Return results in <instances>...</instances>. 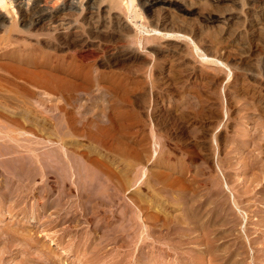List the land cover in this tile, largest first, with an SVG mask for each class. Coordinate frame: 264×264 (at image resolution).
Wrapping results in <instances>:
<instances>
[{
	"label": "rangeland",
	"instance_id": "374dc122",
	"mask_svg": "<svg viewBox=\"0 0 264 264\" xmlns=\"http://www.w3.org/2000/svg\"><path fill=\"white\" fill-rule=\"evenodd\" d=\"M209 5V1L204 0L199 4V10L205 13L207 8L209 10L212 9L211 5L208 7ZM138 6V11H141L138 12V14L142 15L141 17L145 15L143 17L145 19L146 12H143L144 9L140 4H138ZM140 8L142 9L139 10ZM141 17L140 19L138 17V30L140 33L143 28L142 24H145L146 21H141ZM204 27L202 28L203 30L197 34V37H190L191 39L188 38V36H181V38L173 37L174 40L171 41L172 43L173 41H179V45L181 44L180 46L184 52L181 50L182 52L179 58L181 59V56H183V60L179 59L176 61L175 59L174 61H166L164 63L166 69L162 70V61H155L156 57L153 50L148 48L151 42L147 43L145 39H142V45L139 43L138 50V67L141 69L143 68L141 70L142 72L140 71L138 76L130 79L120 80L113 78L109 80V82L103 83L104 86H106L104 90H107L106 88L110 85L121 86L122 88L119 90L120 94L124 96V98L126 97L127 100L124 99V101L127 102L126 109L124 110H127L126 112L128 113L135 111L138 116L140 115L139 117L146 121L144 129L139 126L140 123H138L137 126L129 131V135L135 136L136 142L135 144H129L130 142L127 144L130 152L127 159L128 161L117 162L118 165H116L117 163L108 164L109 162L106 161L104 162L105 164L102 163V165H107L110 168L101 165L105 168L103 169L105 172L108 171V168L111 169V172H116L117 175H120L121 177L119 178L122 179L121 181L123 182L122 183L118 179L117 175L115 176L117 177L116 179H118L115 180L118 181V183L121 182V186H123V189L121 188L120 190V193L122 192L120 194L122 197L120 198L122 199H117L116 203L113 201V206L111 204L109 205L110 207L107 205L109 209L114 208L113 210H115V207L119 208V216L121 218L124 217L122 220L118 216L116 217L119 219L115 217L113 219V214H109V218L114 220L111 219V223L113 222L112 224H114V226L116 225L115 227H119V224H122V226L119 227L120 235L116 237L113 232H110L112 231L111 229L109 230L110 237L107 236L106 239L103 238V240L102 233L95 232L93 239L94 243H91V241L88 242V245H91V250L86 253L81 244L83 243V238L86 236L85 233L91 232L95 227L92 218L89 219L88 223H83L78 227V235L75 238L76 244H74L75 240L72 241L69 235L63 234V230H60L61 227H54L49 229L50 231H44V227H42L41 224V226H39V224L32 223L30 220V216L32 215L31 212H37L39 209L42 202V190L44 188V183L41 182V180H43L42 172L36 169V173L33 171L26 181L28 186H26V201L28 202L25 201L23 205L15 207L13 206L15 204L13 200L7 203V207H5V210L12 213V216H10V214L8 217H5L2 213L0 214V220L2 221L0 222V227L2 225L12 226L10 228V233L14 234L11 235V239H14L16 234L17 238H21H15L14 244L11 245V249L9 248L7 253L3 256L0 255V259H2L0 264H47L49 260L46 258V254L49 255V248H45L43 244H46V242L50 243L53 238H57V240L60 238L64 243L67 242V244H71L68 248L56 245L58 256L55 261H53L54 264H264V260L258 261L253 258L254 250H258L257 252H261L260 250H262L264 253V46L259 44L257 40H253L250 41L248 48H245L243 51L242 48L240 49V47L229 43L228 40L220 34L216 26ZM143 41H145V44ZM108 43L109 42L102 43L104 47L103 52L95 57L90 64L100 71L108 70L107 72L111 73L110 69H101L96 65L98 61L102 62L100 59L104 58L101 56L105 53L110 54L115 51L114 47ZM178 43L174 42L173 44ZM154 64H156V66H153ZM177 70L179 71L177 72ZM155 77L160 78V84L157 87L152 85V81ZM2 83L7 86H12V83L7 81H3ZM42 90L46 89L43 87ZM140 93L150 95V98L148 96L150 100H147L148 103L145 104L144 108L138 107L136 103L138 94ZM51 94V96H29L31 100L28 98L26 104L34 114H27L28 116L25 115L23 116L24 118L22 117V112L12 107L18 104L16 100H12V102L11 100L9 101V103L11 102L12 104V106L11 104L8 106L10 108H0V139H3L2 141L0 140L2 144L0 150L6 149L5 147L9 148L10 145H12L11 148H13L14 145L15 147L12 151L16 150V152L12 154L13 157L16 156L17 159H20V156H23L27 159V161L25 160L26 163L28 161L36 163L38 161L35 166L40 168L39 160H42L40 156L45 157L44 154L48 151V146H59L57 144L60 143L56 135L58 123L57 114L59 112L56 104H59L60 99L54 91H52ZM128 101H131L130 103L132 104ZM28 102L31 103L28 104ZM14 111H16V113ZM21 117L25 119V121L22 120ZM26 117H28V120ZM23 121L26 124H24ZM33 121H36L38 125H36V122L32 123ZM33 126L35 128L37 127L36 130ZM14 127H16V129ZM5 131H7V133H3ZM26 132L28 133L26 134ZM53 132L55 136L52 134ZM1 134H3L4 138L7 136L5 134H11L10 136H12L13 139L7 136L6 140V138H2ZM145 135L148 137V141L149 139L151 141L147 149L149 154L152 153L153 157L146 158V160H143V158L139 160L138 137H143ZM4 142H7L8 146H5L6 144ZM30 142L32 143L29 144ZM82 143L83 145L90 144L89 141H83ZM36 144H39L37 145L38 147ZM24 145L27 146V149ZM11 148L6 150H10ZM102 149L108 151V148ZM131 150L135 152L131 154ZM82 151L85 152L83 148ZM160 153L161 155L159 156ZM32 158H34V161ZM10 161L11 160H3L2 162L5 166L1 163L4 167L2 168L1 166L0 169H9V167L12 166ZM33 163H30V166L34 165ZM112 164L117 171L113 166H110ZM122 165L124 167H121ZM7 166L9 167L7 168ZM94 166L96 167V171L97 165H93V168H95ZM37 170L40 172L38 175ZM34 174H36V177L33 176ZM32 176L35 177V180ZM15 177L16 176H13L14 190L16 191L13 193V198H17L18 195V182L15 183L17 180ZM31 177L33 180H30ZM126 178L130 181L128 182ZM148 178L150 180L149 182ZM149 183L151 184L150 188L155 189L157 186V190L155 189V191H158L160 196H164L162 200H164L166 207L168 206L166 208V214L169 213L168 218L165 217L163 211L160 212V207L155 204H151L150 207V203L144 199L147 197L152 198L151 194L154 192L151 189V193L150 188L146 187L150 185ZM74 186L76 187V185H73V187ZM197 190L199 192H197ZM195 193H201L200 195L203 194V201L205 200L204 202L206 203L209 201L208 207L214 206V204L217 206L216 209L218 210L221 227L219 239H216V241L213 238L214 231L210 229L211 227H209V225L203 223L200 229L190 230L192 226L189 224L190 222H188L187 216L183 215L187 212L186 209L184 210L181 208L185 204L184 198L182 199V197H184L183 195ZM215 197H217V199ZM210 202H213V204ZM116 204H118V206ZM120 204L125 206L123 207L124 212ZM23 206L28 207V209L26 208L27 211H31L30 213L28 212L29 215L24 218V221H22L23 219L21 218L24 216L23 213H18ZM152 206L153 208L155 206L156 209H153ZM207 206L205 209L208 210ZM149 207L150 209H148ZM157 207L159 209L158 211L164 216L156 211ZM37 213H39V211ZM120 213L122 214L120 215ZM153 213H155L154 216ZM115 214L118 215L117 213ZM156 214H159L160 218L157 217L159 215L155 217ZM176 216L178 218L180 217L179 219L184 216L185 218H183V220L181 219L184 223H181ZM175 217L177 219H175ZM173 218L176 222H174L175 220H170ZM6 221L7 223H5ZM8 221H10V223H8ZM128 221H130V223ZM171 223L173 224L170 225ZM159 225L160 227H158ZM189 225L190 227H187ZM205 225L207 226L205 227ZM17 226H24L25 229L27 227L26 231L28 233L25 232V229L21 230L22 227L20 229V227ZM169 226L170 229H168ZM16 230L19 231L16 232ZM179 230H181L180 233ZM150 232H152L153 235ZM183 232L192 233L190 235L187 233V235ZM22 238L26 241H21ZM115 238H118L117 241ZM134 239L136 240L134 241ZM131 240L132 242L134 241L133 244ZM107 241L109 243H107ZM2 242L3 244L1 243L0 246L2 247H0V250H2L8 241L3 238ZM216 242L218 244L217 250H215L212 245V243ZM15 243L17 244L15 245ZM19 243H24V248L22 245L18 246L20 245ZM72 244H74V247H71ZM92 244H95V246ZM50 245H52V243H50L49 246ZM222 245L224 246L222 247ZM56 246L54 245L52 249L54 250ZM130 250H132V252ZM209 250H211V253ZM232 250L236 252L237 255H234V258H228ZM92 251H94V253H92ZM58 258L60 259L58 260ZM93 261L94 263H92ZM53 262L51 264H53Z\"/></svg>",
	"mask_w": 264,
	"mask_h": 264
},
{
	"label": "bare ground",
	"instance_id": "6f19581e",
	"mask_svg": "<svg viewBox=\"0 0 264 264\" xmlns=\"http://www.w3.org/2000/svg\"><path fill=\"white\" fill-rule=\"evenodd\" d=\"M202 1L204 0H0V108L8 109L10 108L8 106H10L12 100H16L18 101V104L16 106H12L11 104V106L22 112L23 117L25 115L28 116L27 114H34L30 110V107H28L26 104V100H28V98L30 99L29 96H51V92L54 91L57 97L60 99V102L58 101L59 104H56L58 106L57 110L59 111L57 114L58 123L56 135L58 136L60 143L57 144L59 146H51L50 144L51 147L48 146V149L46 148L48 150L47 152L44 151L45 149L43 150L44 152H46V154L43 153L45 157L40 156L42 160L38 159L40 161V165L38 164L40 168L35 166V164L38 162L37 160H35L37 161L36 163H33L31 161H28L29 163H26L27 159L20 155L19 156L21 158H18L19 160L16 156H14L17 159L16 160L12 155L15 154L14 152H16V150L12 151V149L15 147L14 145L13 148H11L12 145L9 144V148H11L10 150H6L9 149L8 147H5L6 149L2 148L3 150H0V158H2L0 159V167L2 165L5 166V164H3L2 162L3 160H11L10 162L12 163V166H10L11 168L7 166V168L9 167L10 170L2 169L4 166H2V168L0 169V214L2 213L5 217H8L10 214V216H12V213L6 211L5 207H7V203L12 202L13 200L15 202L13 206L15 207H19V205H23V203H25V201L27 200L26 181L29 179L28 176H30L31 173H33V171H35L36 169H39L40 172H42L43 180H41V182L44 183V188L42 187V202L39 206V209L37 210V212L39 211V213H37L36 211L32 213L30 211L32 214L30 216V220L32 221V223L39 224V226L42 225V227H44V231H50L49 229H52L54 227H61L60 230H63V234L67 236L69 235L70 239L74 241L78 235V227L83 223H88L89 219L92 218L94 220L95 227L91 230V232L85 233L86 236L83 238V243L81 244L86 253L91 250V245H88V242L91 241V243H94L93 239L95 232H101L102 239H106L107 236L110 237L109 230L111 229L112 231L110 232H113L116 237L120 235L119 227L122 226V224H119V227H115L116 225L114 226V224H112L113 222L111 223L114 217H120L118 212L119 208L115 207L116 205L118 206V204L114 206L115 210H113L114 208L109 209V205L111 204L113 206V201H115L116 203L117 199H122L120 198L122 197L120 196V194L122 193H120V190L123 187L121 186L122 179L119 178L121 176L117 175L116 172H111V169H108L110 168L109 166L102 165V163H104L105 161L109 162L108 164H114L117 162L119 163L121 161L125 162L130 154L127 144L129 142V144H135L136 142L135 136L129 135V131L133 127L137 126L138 123H140L139 126L143 127L144 129V124L146 123V121L143 118L139 117L140 115L138 116V114H136L137 112L135 113L134 110V112L132 113H128L126 112L127 110H124L127 106V100L126 97L124 98V96H121L120 94L119 90H121V86L110 85L108 86V88H106L107 90H104L106 86H104L103 83L109 82V80H112L113 78L123 80L138 76L140 71L143 69L138 67V50L140 45L139 43H141L142 45V39H145L147 43L151 42L148 48L153 50V53L156 57L155 61H162V64L160 63L161 70L166 69V66L164 65L166 61H174L175 59L176 61L179 60L180 53L183 51L180 46L181 44L179 45L178 43L179 41H173V43L177 42L178 44H173L171 42L172 40H174L173 37H197V34L201 30H203L202 28L204 26H216L219 29L220 34L225 39H227L229 43L240 47V49L242 48L243 51L245 50V48H248L250 41L253 40H257L259 44L264 46V0H207L212 6V9L209 10L207 8V11L205 13L199 10V4L202 3ZM138 4L143 7L144 11H142L146 12L145 19L143 18L145 16L144 14L143 17H141L142 15L138 14V12H141L138 11ZM210 5L208 7H210ZM141 9L142 8H140L139 10ZM138 17L139 19L140 17L142 18L141 21L146 20L145 24H142L143 28L141 33L138 30ZM145 41H143L144 44ZM103 42H109L114 47L115 51L110 54L105 53V56H101L104 57L100 59L102 60V62L96 61V65H98L101 69H110V72L112 74L107 72L108 70L100 71L97 68H94L92 64H90L95 57L103 52ZM182 57L183 56H181V59ZM153 66H156V64H154ZM178 71L179 70H177V72ZM3 81L12 83V86H7L6 84L4 85L2 83ZM152 83L154 87H157L160 84V78L155 77ZM43 87L46 90H42ZM148 96L150 98V95H147L145 93L138 94L136 102L138 105L136 103L135 104L138 107L144 108L145 104L148 103ZM124 99L126 101H124ZM10 100L11 102L9 103ZM128 102L130 103L131 101ZM29 103L31 102H28V104ZM16 111L14 112L16 113ZM23 118L22 120L25 121V119ZM27 118L28 117H26V119ZM35 122L33 121L32 123ZM24 124L26 123L24 122ZM36 125H38L37 122ZM14 128L16 129V127ZM3 133H7V131ZM27 133L28 132H26V134ZM11 134L5 135L13 139V137L10 136ZM52 134H54L55 136L54 132ZM1 135L2 138H4L3 134ZM7 136H5V138ZM83 141H89L90 144L83 145ZM150 142V139L148 141V137L146 135L143 137H138L139 160H142V158L143 160H146V158L153 157L152 153L149 154L147 149V146L148 144H150ZM31 143L32 142H30L29 144ZM5 144V146H8L7 142ZM37 145L39 144H36V146ZM0 146L2 147L1 142ZM81 147L85 150V152L82 151ZM102 148H108V151L105 150V152ZM131 151V154L135 152H133V150ZM161 153L159 154V156L161 155ZM32 159L34 161V158ZM30 163H33L34 165L30 166ZM118 163L116 165H118ZM113 164L110 166L114 167ZM93 165H97V172L95 171L96 167L94 166L95 168H93ZM101 165L107 166V170L110 172H105L103 170L105 168ZM121 167L124 166L122 165ZM40 172H38L37 170V175ZM116 175L121 181L119 182L120 184L118 183V181H116L118 180L116 179L117 177H115ZM13 176H16L15 178L17 179L15 183L18 182L17 198H13V193L16 191L14 190ZM33 176L36 177V174H34ZM32 177L30 178V180H33ZM35 177H33L34 180ZM149 181L150 180L148 178V182ZM73 185H76V187L74 186V188ZM146 187L150 188L151 184ZM151 189L152 188H150V192ZM155 189H152V191H154L153 194H151L152 198L147 197L144 199L150 203V207L151 204H155L160 207V212L163 211V213H165V217L168 218L169 213L166 214V208L168 206L166 207L164 200H162L164 196H160L158 191H155ZM197 192L199 191L197 190ZM200 194H182L184 196L182 197V199L184 198L183 200H185V204L184 206L181 205L182 207H179L184 210L186 209L187 212L183 214L182 211L181 213L187 216L189 220L188 222H190L189 224H191L192 226L190 230H197L198 228L200 229L203 223L209 225V227H211L210 229L214 231V236H212L216 241V239H219L221 227L218 210L216 209L217 206L214 204V206L208 207L207 205L209 201L207 203L204 202L205 200L203 201L202 199L203 194ZM215 198L217 199V197ZM210 203L213 204V202ZM107 205L109 207H107ZM121 205L122 204H120V206ZM206 206L208 207V210L205 209ZM123 207L125 206L122 205V209ZM150 207L148 209H150ZM158 207L156 210L157 212H159ZM26 208L28 209V207L23 206L18 212L19 214L23 213L24 215L23 217H21L23 219L22 221H24V218H26V216L28 217L29 215V211H27ZM153 209H156L155 206ZM110 213L113 214H111L113 216V219L109 218ZM115 213H117L118 215H116ZM122 213H120V215ZM154 214L155 213H153V216ZM161 214L162 213H160V215ZM157 215L159 214H156L155 217ZM160 215L157 217L160 218ZM176 217L175 219L178 218ZM123 218L124 217H122L121 220ZM183 218L185 217H181L182 220ZM175 219L173 218L170 220ZM181 219H179L180 222L184 223L181 221ZM10 221H8V223H10ZM130 221L128 222L130 223ZM0 222L2 221L0 220ZM174 222H176V220ZM5 223H7V221ZM173 223H171L170 225H172ZM207 225H205V227ZM11 227H9L8 225H2L0 227V239L2 238L1 240L3 241L4 238L6 239V241H8L6 245H4L2 250H0V255L2 256L7 253L9 248L11 249V245L14 244L15 238H17L16 234L14 239H11V235L14 234L10 233ZM17 227H20L21 229L22 226ZM23 227L21 230L25 229V227ZM158 227H160V225ZM187 227H190V225ZM26 229L25 232H27ZM168 229H170V226ZM19 230H16V232H18ZM180 231L181 230H179V233ZM150 233L152 234V232ZM185 233L187 234L189 232ZM191 233H189V235ZM1 240L0 245L1 243L3 244ZM23 240L24 239L22 238L21 241ZM135 240L136 239H134V241ZM17 243H15V245ZM50 243H52V245L49 246ZM50 243L46 242V244H43L45 248H49V255L46 254L48 256H46V258H48L50 262L46 261L47 264H51L58 256V251L56 252V245L62 246L63 248H68V246L71 245L67 244V242L64 243L60 238L59 240H57V238H53L51 239ZM107 243L109 242L107 241ZM19 244L20 245L18 246L22 245V247L24 248V243ZM74 244H76V240ZM74 244H72L71 247H74ZM54 245L56 246V248L53 250L52 248ZM92 245L95 246V244ZM212 245L213 248L217 250V242L212 243ZM223 246L224 245H222V247ZM130 251L132 252V250ZM209 251L211 253V250ZM257 251L258 250L253 251V258L258 261L264 260V253L262 252V250H260L261 252ZM92 253H94V251H92ZM230 254L231 255H228V258H234V255H237V253L233 250L230 252ZM59 259L60 258H58V260ZM0 261H2V259H0ZM94 261L92 263H94Z\"/></svg>",
	"mask_w": 264,
	"mask_h": 264
}]
</instances>
